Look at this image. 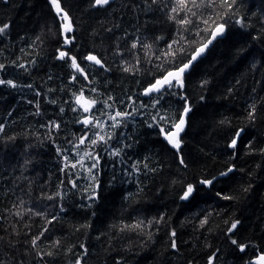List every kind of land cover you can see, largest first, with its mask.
<instances>
[{
    "label": "trees",
    "instance_id": "1",
    "mask_svg": "<svg viewBox=\"0 0 264 264\" xmlns=\"http://www.w3.org/2000/svg\"><path fill=\"white\" fill-rule=\"evenodd\" d=\"M59 3L70 31L51 0H0V26L9 25L0 79L16 85H0V264H255L264 253V0H196L191 12L177 0ZM218 24L225 34L182 88L144 94ZM81 91L97 101L88 113L75 102ZM182 96L191 111L177 151L157 121H178ZM117 110L131 115L113 128ZM89 116L101 127L79 122ZM95 133L111 139L92 145ZM233 239L249 246L241 252Z\"/></svg>",
    "mask_w": 264,
    "mask_h": 264
},
{
    "label": "snow or ice",
    "instance_id": "2",
    "mask_svg": "<svg viewBox=\"0 0 264 264\" xmlns=\"http://www.w3.org/2000/svg\"><path fill=\"white\" fill-rule=\"evenodd\" d=\"M153 3H157V0H152ZM191 2L194 6L196 5V0H177V4L180 6L181 9L187 8V10L189 12H191V9L188 8V3ZM221 2L223 4H225L228 8H232L233 5L235 4L236 0H221ZM52 5L55 6L57 13H61L63 12V17L62 19H66L67 18V13L64 12V10L61 8L59 0H51ZM111 3V0H94V6H98V7H103L106 5H109ZM172 12H177L178 9L177 8H172L171 9ZM193 15H195V13H193ZM173 19H175V17H172ZM238 23H242L241 21H237ZM179 23L183 24V25H187L191 23L190 19H181L179 21ZM9 27V25L5 24L3 26H0V34L5 33L6 29ZM64 29L65 31H70V27L69 25L65 24L64 25ZM224 29H225V25L224 24H218L215 29L212 31V39H216L217 36H222L224 33ZM65 39V43L66 44H70L71 43V38H69L68 36L64 37ZM212 41L208 40L207 42H205L204 44H202L200 47H198L195 51H194V55H192L187 62L181 64L180 66L176 67L174 70L172 71H168L164 76H162L159 79H156L154 83L150 84V86L148 88L145 89L144 94L145 95H151L152 93H161L163 94V92L165 91V89H173V88H182L183 87V76L184 73L190 69L192 63L196 60V58H198L199 56H201V54L205 51V49L208 47V44H210ZM173 44L178 43V41H173ZM137 45L134 43L132 45L133 48H135ZM145 47H150V45H145ZM172 45H169V48H171ZM174 55L175 53H166V55ZM68 58L71 62V66L77 71L79 72L82 76H84L85 79H87V73L84 71V69L80 66V64L77 62V59L75 56H69V53L67 51H60L58 50V57L59 59H64V58ZM84 59L86 61L89 62H94L96 65H100L101 67H103V62L101 59H99L97 56L93 55V54H88L84 57ZM4 66L0 65V69H2ZM125 71H129L130 69L125 68ZM72 79H75V76L72 77ZM3 84H7L10 85L12 87H16V85L13 83V81L11 80H3L0 79V85ZM93 91H95L93 89ZM75 95V94H74ZM184 101H185V107L183 108L182 112H181V116L178 119V121L171 119L169 117H165V116H160L159 120L157 121V126L160 129V133L164 136V139L177 151L180 149L181 147V143L182 141L180 140V133L184 131V127L186 124V119L185 117L187 116L188 112L191 111L190 106H188V102H187V98L186 97H181ZM111 99V97L109 98ZM77 105H80L83 112L88 113L91 111V109L93 107H95L97 101L94 99L91 100H85L84 95H83V91L80 92L79 95H76V100H75ZM156 103H159V100L156 101ZM104 104L106 107L111 108L112 105L108 104L107 101H104ZM61 112H63V108L60 109ZM74 111L76 109H73ZM131 115V113L128 112H120V111H116L115 114H108V118L110 120H112L114 123L112 124V127H118L120 124V121L117 119L118 117H127ZM254 115H255V106H252V108L249 110L248 112V116L246 117L248 120H252L254 119ZM153 120H156V117H153ZM160 121H163L164 124H168L170 125L167 129V131L165 130L164 124H161ZM80 123L84 124L85 126L91 125L92 127H101V122L98 119H95L93 116H89L84 118L82 121H79ZM221 123H224V121H221ZM54 127L58 128L59 125H53ZM152 126V125H149ZM241 134H242V129H238L235 133V135L233 136V138L230 141L229 147L235 148L237 145V141L238 139L241 138ZM94 135L99 136V139H92L90 140V143L92 145L97 144L98 142H103L105 144H107V140L111 139V135H108L107 139H105L104 136L99 135L98 133H95ZM88 137L87 135L82 136L79 140V142L81 144H83L85 142V140H87ZM114 154L115 155H119V150H114ZM86 155L89 156L90 159H93L94 161H98L99 157L97 156H92L91 153H86ZM180 162L183 164V158L181 157ZM95 163H93L92 167H95ZM72 167H76L75 164L72 165ZM89 171H91V168H89ZM233 171V169L230 167L228 169V172ZM221 175H227V172L225 173H221ZM73 186H75V182L73 181ZM203 183L206 184H211L212 181L211 180H206L203 181ZM193 191V187L192 185H188L187 190L184 192L182 199H187L189 197V195L192 193ZM244 191H247V189H244ZM51 198V197H50ZM225 199H231V197H224ZM38 214V213H37ZM207 222V218H205L204 220L201 221V226H203L204 223ZM227 223V221H226ZM239 224L238 220L232 221L230 223L229 228L227 229V232L231 233L234 229H236L237 225ZM172 235L174 236L175 233H172ZM234 245L237 246L238 250L241 252H244L245 249L249 246L248 244H244V243H239L237 240L233 239L231 241ZM33 243L35 244V241H33ZM172 247H175V242L173 241ZM212 258H210L211 260ZM255 264H264V253H260L256 260H255Z\"/></svg>",
    "mask_w": 264,
    "mask_h": 264
},
{
    "label": "water",
    "instance_id": "3",
    "mask_svg": "<svg viewBox=\"0 0 264 264\" xmlns=\"http://www.w3.org/2000/svg\"><path fill=\"white\" fill-rule=\"evenodd\" d=\"M66 21H68V18H66ZM214 29H215V28H214ZM214 29H213V30H214ZM63 30L65 31V29H63ZM225 32H226V27H225V29H224V33H223V35L225 34ZM223 35H222V36H223ZM220 37H221V36H217L216 39L213 40V39H212V33H211V35H210V37L207 39V41H208V40H211L212 42H211L210 44H208V47H207V48L205 49V51L201 54V56H199L198 58H196V60L192 63L190 69H188V70L184 73V76H183V84H184V82H185L186 74L191 70V68L193 67V65L195 64V62H197L201 57L205 56L206 53L208 52L209 48L212 47V45L215 43V41H216L218 38H220ZM207 41H205V42H207ZM205 42H204V43H205ZM204 43H203V44H204ZM201 45H202V44H201ZM201 45H200V46H201ZM200 46H199V47H200ZM193 55H194V53H193ZM172 70H174V69H172ZM172 70H170V71H172ZM163 76H164V75H163ZM148 87H149V86H148ZM148 87H147V88H148ZM144 92H145V91H144ZM208 264H212V261H210Z\"/></svg>",
    "mask_w": 264,
    "mask_h": 264
},
{
    "label": "rangeland",
    "instance_id": "4",
    "mask_svg": "<svg viewBox=\"0 0 264 264\" xmlns=\"http://www.w3.org/2000/svg\"><path fill=\"white\" fill-rule=\"evenodd\" d=\"M65 24L69 25L68 21Z\"/></svg>",
    "mask_w": 264,
    "mask_h": 264
}]
</instances>
